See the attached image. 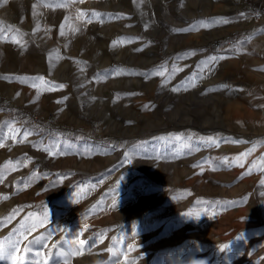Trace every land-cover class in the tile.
I'll return each instance as SVG.
<instances>
[{
	"label": "rangeland",
	"instance_id": "obj_1",
	"mask_svg": "<svg viewBox=\"0 0 264 264\" xmlns=\"http://www.w3.org/2000/svg\"><path fill=\"white\" fill-rule=\"evenodd\" d=\"M0 100V264H264V0H0Z\"/></svg>",
	"mask_w": 264,
	"mask_h": 264
},
{
	"label": "snow or ice",
	"instance_id": "obj_2",
	"mask_svg": "<svg viewBox=\"0 0 264 264\" xmlns=\"http://www.w3.org/2000/svg\"><path fill=\"white\" fill-rule=\"evenodd\" d=\"M83 14H81V16H82ZM94 15H96V14H94ZM25 135H27V134H25ZM209 140H211V138H209ZM14 214V213H13ZM238 239H243V237H238ZM81 243H83V242H81ZM15 246H13V248H14ZM225 249H227V250H229V245H224V246H222V248H221V251H224ZM109 251H111V249H109ZM0 253H3V252H0ZM71 253H69V255H70ZM0 258H3L2 257V255H0Z\"/></svg>",
	"mask_w": 264,
	"mask_h": 264
},
{
	"label": "trees",
	"instance_id": "obj_3",
	"mask_svg": "<svg viewBox=\"0 0 264 264\" xmlns=\"http://www.w3.org/2000/svg\"><path fill=\"white\" fill-rule=\"evenodd\" d=\"M0 106L4 107V109H6L7 103H4L3 101L0 100ZM41 130H42V128H41Z\"/></svg>",
	"mask_w": 264,
	"mask_h": 264
},
{
	"label": "bare ground",
	"instance_id": "obj_4",
	"mask_svg": "<svg viewBox=\"0 0 264 264\" xmlns=\"http://www.w3.org/2000/svg\"><path fill=\"white\" fill-rule=\"evenodd\" d=\"M264 173V172H263Z\"/></svg>",
	"mask_w": 264,
	"mask_h": 264
}]
</instances>
